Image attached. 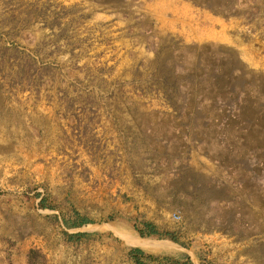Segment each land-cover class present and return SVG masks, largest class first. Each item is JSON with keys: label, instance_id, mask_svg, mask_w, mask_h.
Listing matches in <instances>:
<instances>
[{"label": "rangeland", "instance_id": "obj_1", "mask_svg": "<svg viewBox=\"0 0 264 264\" xmlns=\"http://www.w3.org/2000/svg\"><path fill=\"white\" fill-rule=\"evenodd\" d=\"M155 1L0 0V264H264V0Z\"/></svg>", "mask_w": 264, "mask_h": 264}, {"label": "crops", "instance_id": "obj_2", "mask_svg": "<svg viewBox=\"0 0 264 264\" xmlns=\"http://www.w3.org/2000/svg\"><path fill=\"white\" fill-rule=\"evenodd\" d=\"M152 7L154 8L155 10V17L158 19V22L161 23L160 25L162 26V28H164V30L166 32L168 31H174L176 30L175 32H180L181 30L185 31L186 27L183 26L181 27L180 25H182V23H185V16L186 14H184V10L187 12L188 11V7L187 6H182V14L180 15H177L175 12L174 15L175 17H181L180 19L176 18V19H172V20H169L165 17V12L171 8V5L168 1L166 0H156L153 4H152ZM176 24H178V28H176ZM180 24V25H179ZM180 33H183V32H180ZM215 36V34L211 31H207L206 33H203V32H200V31H191V38L192 40L194 41H200V40H209V39H212L213 37ZM227 37L225 34H223V37ZM206 37V38H205ZM205 38V39H204ZM83 225H81L80 227H82Z\"/></svg>", "mask_w": 264, "mask_h": 264}, {"label": "trees", "instance_id": "obj_3", "mask_svg": "<svg viewBox=\"0 0 264 264\" xmlns=\"http://www.w3.org/2000/svg\"><path fill=\"white\" fill-rule=\"evenodd\" d=\"M86 223H87V220L82 218V219H80L79 223H74L72 225V227H80L81 225H84ZM142 226H143V229H138V228L134 227L136 233L141 238H145V237L146 238L153 237V238H157V239L166 238V239L171 240L174 243L179 244V242L177 241V239L175 237H173L172 235H170L168 233L161 234L150 223H143ZM128 254H129V256L132 259L134 264H145L142 261H140L139 258L140 257H145L146 258V256L139 249H132V250H130V252Z\"/></svg>", "mask_w": 264, "mask_h": 264}, {"label": "bare ground", "instance_id": "obj_4", "mask_svg": "<svg viewBox=\"0 0 264 264\" xmlns=\"http://www.w3.org/2000/svg\"><path fill=\"white\" fill-rule=\"evenodd\" d=\"M37 120V119H36ZM35 120V121H36ZM39 124V123H38ZM37 125V124H36ZM47 139V138H46ZM1 165V164H0ZM1 170V169H0ZM2 175V174H1ZM123 231V230H122ZM133 232V231H132ZM119 236L122 238L124 243L129 246H133L134 248L137 247L141 250H158L157 244L153 241L147 240V239H141L137 236H133L131 233L123 232V233H118ZM260 242V241H259ZM123 243V244H124ZM263 243V242H262ZM156 244V245H155ZM164 244V243H163ZM172 244V243H171ZM261 245V244H260Z\"/></svg>", "mask_w": 264, "mask_h": 264}]
</instances>
